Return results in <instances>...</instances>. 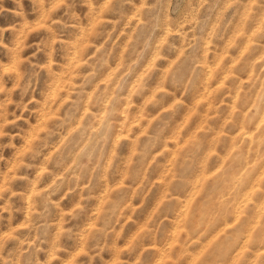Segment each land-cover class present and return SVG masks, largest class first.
Wrapping results in <instances>:
<instances>
[{
	"label": "rangeland",
	"instance_id": "obj_1",
	"mask_svg": "<svg viewBox=\"0 0 264 264\" xmlns=\"http://www.w3.org/2000/svg\"><path fill=\"white\" fill-rule=\"evenodd\" d=\"M263 48L264 0H0V264H264Z\"/></svg>",
	"mask_w": 264,
	"mask_h": 264
},
{
	"label": "bare ground",
	"instance_id": "obj_2",
	"mask_svg": "<svg viewBox=\"0 0 264 264\" xmlns=\"http://www.w3.org/2000/svg\"><path fill=\"white\" fill-rule=\"evenodd\" d=\"M262 1H263V0H262ZM90 8H91V7H90ZM92 10H93V9H92ZM93 17H94V16H93ZM96 17H97V16H96ZM91 18H92V17H91ZM92 19H93V18H92ZM100 19H101V18H100ZM253 20H254V19H253ZM91 21H92V20H91ZM101 21H102V19H101ZM108 21L110 22V20H108ZM133 22H134V21H133ZM142 23H143V22H142ZM92 25H93V24H92ZM143 26H144V25H143ZM82 28H83V27H82ZM88 29H89V28H88ZM92 29H94V28H92ZM91 31H92V30H91ZM94 31H95V30H94ZM88 32H89V31H87V33H88ZM92 33H93V32H91V34H92ZM83 34H86V33L84 32ZM90 37H91V36H90ZM87 38H88V37H87ZM246 38H247V37H246ZM246 38H245V39H246ZM85 39H86V38H85ZM245 39H244V40H245ZM82 40H84V39H82ZM86 40H89V39H86ZM244 40H243V41H244ZM80 41H81V40H80ZM89 41H90V40H89ZM251 41H252V40H251ZM247 42H248V41H247ZM79 43H80V42H79ZM82 46H83V44L81 45V47H82ZM157 46H158V45H157ZM157 46H156V47H157ZM261 46H262V45H261ZM77 47H78V46H77ZM81 47H80V48H81ZM154 47H155V46H154ZM244 47H245V46H244ZM246 47H247V46H246ZM80 48H79V50H80ZM95 48H96V47H95ZM207 48H208V47H207ZM76 49H78V48H76ZM97 49H98V48H97ZM178 49H179V48H178ZM261 49H262V47H261ZM94 50H95V49H94ZM263 51H264V48H263ZM72 52H73V51H72ZM79 52H80V51H78V53H79ZM81 52H82V50H81ZM221 52H222V51H221ZM75 54H76V53H75ZM77 56H78V55H77ZM71 57H72V56H71ZM71 57H70V58H71ZM75 58H76V57H75ZM75 58H74V59H75ZM79 58H82V54H81V56H80V54H79ZM125 60H126V59H125ZM132 60H133V59H132ZM225 60H226V59H225ZM79 61H80V60H79ZM202 61H203V60H202ZM203 63H204V65H206L205 68H207V64H205L204 61H203ZM211 63H212V62H211ZM118 64H119V63H118ZM120 64H121V63H120ZM181 64H182V63H181ZM217 64H218V62H217ZM251 65H252V64H251ZM211 69H212V67H211ZM112 70L114 71V69H112ZM179 70H180V69H179ZM209 70H210V68H209ZM238 70H239V68H238ZM67 71H68V70H67ZM69 71H70V70H69ZM211 71H212V70H211ZM234 71H235V70H234ZM107 74H108V71H107ZM244 74H245V73H244ZM111 75H113L112 72H111ZM206 77H207V76H206ZM234 78H235V76H234ZM61 80H62V79H61ZM109 80H110V78H109ZM238 80H239V79H238ZM107 81H108V80H107ZM107 81H106V82H107ZM169 81H170V80H169ZM65 82H66V81H65ZM65 82H63V83H65ZM57 83H58V82H57ZM63 83H62V84H63ZM159 83H160V82H159ZM215 83H216V82H215ZM111 84H112V83H111ZM204 84H205V83H204ZM240 84H241V83H240ZM240 84H239V85H240ZM56 85H57V84H56ZM156 85H157V84H156ZM58 86H59V85H58ZM102 86L104 87V85H102ZM241 86H242V85H241ZM241 86H240V87H241ZM60 87H61V85H60ZM63 87H64V85H63ZM63 87H62V88H63ZM69 87H70V86H69ZM103 87H102V88H103ZM203 87H204V86H203ZM53 88H55V87H53ZM66 88H68V87H66ZM58 89H59V88H58ZM63 89H64V88H63ZM72 89H73V87H72ZM49 92H50V91H49ZM162 92H163V91H162ZM166 92H167V91H166ZM166 92H165V93H166ZM53 93H54V92H53ZM57 93H58V92H57ZM59 93H60V92H59ZM67 93H68V92H67ZM159 93H160V92H159ZM163 93H164V92H163ZM108 94H109V92H108ZM108 94H107V95H108ZM259 94H261V93H259ZM259 94H258V96H259ZM200 95H201V94H200ZM200 95H199V96H200ZM237 95H238V94H237ZM263 95H264V93H263ZM263 95H262V96H263ZM64 96H65V95H64ZM204 96H205V95H204ZM260 96H261V95H260ZM260 96H259V97H260ZM107 97H108V96H107ZM127 97H128V96H127ZM105 98H106V96H105ZM105 98H104V99H105ZM158 98H159V97H158ZM108 99H110V98H108ZM126 99H127V98H126ZM159 99H161V98H159ZM172 99H173V98H172ZM198 99H199V98H198ZM50 100H51V98H50ZM107 101H108V100H107ZM147 101H148V100H147ZM56 102H57V101H56ZM63 102H64V101H63ZM87 102H88V101H87ZM252 102H253V100H252ZM256 102H257V101H256ZM259 102H260V101H259ZM88 103H89V102H88ZM102 103H103V102H102ZM88 105H89V104H87L86 107L89 108ZM105 105H106V104H105ZM124 105H125V104H123V106H124ZM254 105H255V103H254ZM46 106H47V105H46ZM248 106H249V105H248ZM249 107H250V106H249ZM253 107H254V106H253ZM92 108H93V107H92ZM247 108H248V107H247ZM247 108H245V109L248 110ZM82 109H83V107H82ZM93 109H94V108H93ZM97 109H98V108H97ZM100 109H101V108H100ZM122 109H123V108H122ZM259 109H260V108H259ZM259 109H258V111H259ZM51 110H52V109H51ZM85 110H86V109H85ZM255 110H256V109H255ZM44 111H45V110H44ZM83 111H84V110H83ZM85 112H86V111H85ZM93 112H94V111H93ZM105 112H106V111H105ZM242 112H243V110L241 111V113H242ZM244 112H245V111H244ZM46 113H47V112H45V114H46ZM48 113H49V112H48ZM48 113H47V114H48ZM87 113H88V112H87ZM87 113H86V115H87ZM94 113H95V112H94ZM99 113H100V112H99ZM122 113H123V112H122ZM122 113H121V114H122ZM246 113H247V112H246ZM251 113H252V112H251ZM47 114H46V115H47ZM83 114H84V113H83ZM92 114H93V113H92ZM242 114H243V113H242ZM244 114H245V113H244ZM249 114H250V113H249ZM40 115H41V114H40ZM43 115H44V113H43ZM43 115H42V117H43ZM48 115H49V114H48ZM86 115H85V116H86ZM247 115H248V114H247ZM250 115H251V114H250ZM85 116L83 115V117H85ZM87 116H88V115H87ZM96 116H97V115H96ZM125 116H126V114H125ZM125 116H124V119H125ZM240 116H241V115H240ZM252 116H254V115H252ZM40 117H41V116H40ZM42 117H41V118H42ZM90 117H91V116H90ZM93 117H95V116H93ZM99 117H101V114H100ZM249 117H250V116H249ZM43 118H44V117H43ZM47 118H49V117H47ZM101 118H102V117H101ZM241 118H242V117H241ZM241 118H240V119H241ZM253 118H254V117H253ZM253 118H252V120H253ZM242 119H244V117H243ZM242 119H241V121H242ZM250 119H251V117H250ZM94 120H96V117H95ZM97 120H98V119H97ZM262 120H264V103H263V105L261 106V109H260V111H259V113H258V116H257V119H256V121H255L256 125L258 126L259 123H260ZM124 121H125V120H124ZM134 121H135V120H134ZM136 121H137V119H136ZM238 121H239V120H238ZM243 121H244V120H243ZM243 121H242V122H243ZM93 122H95V121H93ZM122 122H123V120H122ZM126 122H127V120H126ZM242 122L240 123V121H239V123L241 124V126H242ZM96 123H97V122H96ZM237 123H238V122H237ZM99 124H101V122H100ZM122 124H123V123H122ZM129 124H130V123H129ZM127 125H128V124H127ZM127 125H126V126H127ZM243 125H244V122H243ZM68 126H69V125H68ZM128 126H129V125H128ZM238 126H239V124H238ZM238 126H237V127H238ZM245 126H246V125H245ZM118 127H119V126H118ZM235 127H236V125H235ZM133 128H134V126H133ZM178 128H179V127H178ZM241 128H242V127H241ZM259 128H261V127L259 126ZM121 129H122V128H121ZM123 129H124V128H123ZM235 129H238V128H235ZM239 129H240V128H239ZM262 129H263V127H262ZM262 129H261V130H262ZM258 130H259V129H258ZM67 131H68V130H67ZM234 131H235V130H234ZM230 132H231V131H230ZM237 132H238V131H237ZM237 132H236V134H237ZM261 133H262V132H261ZM119 134H120V133H119ZM230 134H231V133H230ZM257 134H258V133H257ZM259 135H261V134H259ZM129 136L132 137V134H130ZM185 136H186V135H185ZM233 136H234V133H233ZM238 136H240V137L243 138L244 140H249V141H251V140L253 141V139H254V138H253V135H251V132H249V131H247V130H243V129H241V130L239 131ZM238 136H237V137H238ZM117 137H118V135H117ZM173 137H174V136H173ZM173 137H172V138H173ZM223 137H224V136H223ZM223 137H222V138H223ZM237 137H236V138H237ZM255 137H256V136H255ZM257 137L259 138V136H257ZM125 138H126V137H125ZM228 138L231 139V137H228ZM70 139H71V138H70ZM174 139H175V138H174ZM234 139H235V136H234ZM256 139H257V138H256ZM262 139H263V137H262ZM262 139H261V140H262ZM176 140H177V139H176ZM232 140H233V138H232ZM263 140H264V139H263ZM90 141H91V139H90ZM129 141H130V140H129ZM233 141L235 142V140H233ZM239 141H240V140H239ZM177 142H179V141H177ZM237 143H238V142H237ZM248 143H249V142H248ZM165 144H166V143H165ZM167 144H168V143H167ZM230 144H233V143H231V140H230ZM235 144H236V143H234V146L236 147L237 144H236V145H235ZM242 144H243V143H242ZM261 144H262V143H261ZM263 144H264V143H263ZM173 145H174V143H173ZM173 145H172V146H173ZM256 145H257V144H256ZM259 145H260V144H259ZM172 146H171V147H172ZM175 146H177V145H175ZM112 147H113V145H112ZM241 147H242V145H241ZM246 147H247V146H246ZM251 147H252V145H251ZM256 147H257V146H256ZM252 149H253V147H252ZM261 149H262V147H261ZM175 150H176V149H175ZM243 150H244V149H243ZM249 150H250V148H249ZM249 150H248V151H249ZM245 151H247V149H246ZM245 151H243V152H245ZM172 152H173V151H172ZM239 153H240V152H239ZM239 153H238V154H239ZM254 153H256V152H254ZM258 153L261 154L262 152H258ZM172 154H173V153H172ZM251 154H253V153L251 152ZM260 154H259V155H260ZM263 154H264V153H263ZM242 155H243V154H242ZM234 156H235V155H234ZM246 156H247V155H246ZM249 156H250V155H249ZM256 156H257V155H256ZM261 156H262V155H261ZM77 157H78V156H77ZM240 158H241V157H238L237 160L239 159V161L241 162ZM244 158H245V156H244ZM250 158H251V157H249V158L247 157V159H249V160H250ZM254 158H255V157H254ZM234 159H235V157H234ZM256 159H257V158H256ZM261 159H262V158H261ZM261 159H260V160H261ZM237 160H234V161H237ZM243 160H244V159H243V157H242V161H243ZM251 160H252V159H251ZM231 161H233V160H231ZM231 161H230V162H231ZM262 161L264 162V159H263ZM262 161H260V162L262 163ZM258 162H259V160H258ZM238 163H239V162H237L236 164H238ZM242 163H243V162H242ZM248 163H249V162H248ZM251 163H252V162H251ZM236 164H235V165H236ZM239 164H240V163H239ZM245 164H246V163H245ZM257 164H258V163H257ZM257 164H255V165H257ZM227 165H228V164H227ZM230 165H233V164H230ZM261 165H262V164H261ZM252 166H253V165H252ZM252 166H251V168H252ZM245 167H246V166H245ZM263 167H264V166H263ZM254 168H255V167H254ZM256 168H257V167H256ZM227 169H228V168H227ZM231 169H232V168H231ZM239 169H240V168H239ZM250 170H252V169H250ZM231 171H233V170H231ZM224 172H225V170H224ZM239 172H240V171H239ZM262 172H263V170H262ZM232 173H233V172H232ZM234 173H235V170H234ZM256 173L259 174L258 171H257ZM224 174H225V173H224ZM230 174H231V173H230ZM253 174H254V173H253ZM253 174H252V175H253ZM261 174H262V173H261ZM233 175H234V174H233ZM255 175L257 176V174H255ZM200 176L202 177L203 175L201 174ZM261 176H262V175H261ZM261 176H260V177H261ZM201 177H200V178H201ZM258 177H259V175H258ZM258 177H254L253 181H254L256 178H258ZM198 178H199V177H198ZM234 178H235V177H234ZM236 178H239V176L236 177ZM244 179H245V178H244ZM200 180H201V179H200ZM260 180H261V179H260ZM195 181H197V180L195 179ZM236 181H237V180H236ZM251 181H252V179H251ZM256 181H257V179H256ZM219 182H220V181H219ZM234 182H235V180H234ZM242 182H244V180H243ZM235 183H236V182H235ZM235 183H234V184H235ZM263 183H264V182H263ZM251 184H252V183H251ZM253 184H254V182H253ZM247 185H248V184H247ZM247 185H246V186H247ZM254 185H255V184H254ZM257 185L259 186V182L256 184V187H258ZM248 186H249V185H248ZM248 186H247V189H249ZM252 186H253V185H252ZM260 187H261V186H260ZM33 188H35L34 191H33V192H35L36 187H33ZM229 188H230V187H229ZM235 188H236V187H235ZM263 188H264V187H263ZM263 188H262V189H263ZM240 189H242V187H241ZM240 189H239V192H240ZM247 189H246V190H247ZM252 189H254V188H252ZM231 190H232V189H231ZM231 190H230V191H231ZM250 190H251V187H250ZM263 190H264V189H263ZM31 191H32V188H31ZM105 191H106V190H105ZM222 191H223V190H222ZM222 191H221V192H222ZM241 191L244 193V192H245V187H244L243 190H241ZM36 192H37V191H36ZM233 192H234V191L232 190V193H233ZM235 192H237V189H235ZM252 192H253V191H252ZM30 193H31V192H30ZM223 194H224V193H223ZM234 194H235V193H234ZM241 194H242V193H241ZM241 194H240V197H242ZM245 194H246V196H247V193H246V192H245ZM29 195H30V194H29ZM29 195H28V196H29ZM218 195H219V194H218ZM221 195H222V194H221ZM224 195H225V194H224ZM250 195H251V192H250ZM262 195H264V194H262ZM28 196H27V197H28ZM236 196L238 197L239 195L237 194ZM244 196H245V195H244ZM258 196H259V195H258ZM222 197H223V196H222ZM240 197H239V198H240ZM248 197H250V196H248ZM255 198H256V197H255ZM240 199H241V198H240ZM253 199H254V198H253ZM253 199H252V200H253ZM263 199H264V198H263ZM218 200H219V199H218ZM238 200H239V199H238ZM246 200H248V199H246ZM250 200H251V199H250ZM255 200H257V199H255ZM260 200H262V199L260 198ZM186 201H188V199H187ZM223 201H224V200H223ZM183 202H184V201H183ZM219 202H220V201H219ZM221 202H222V201H221ZM226 202H227V201H226ZM241 203H243V202L241 201ZM250 203H251V202H250ZM234 204H235V203H234ZM234 204H233V205H234ZM243 204H244V203H243ZM256 204H257V203H256ZM258 204H259V203H258ZM260 204H261V203H260ZM260 204H259V205H260ZM26 205H28V203H26ZM100 206H101V205H100ZM234 206H235V205H234ZM129 207H130V206H129ZM240 207H241V206H240ZM233 208H234V207H233ZM236 208H237V205H236ZM242 208H243V207H242ZM242 208H241V209H242ZM254 208H255V207H254ZM259 208H260V206H259ZM186 209H187V208H186ZM255 209H256V208H255ZM255 209H254V210H255ZM184 210H185V209H184ZM184 210H183V211H184ZM228 210H229V209H228ZM234 210H235V208H234ZM237 210H238V209H237ZM242 210H243V209H242ZM183 211H182V212H183ZM238 211H239V210H238ZM184 212H185V211H184ZM236 212H237V211H236ZM28 213H29V212H28ZM226 213H227V212H226ZM255 213H256V212H255ZM259 213H260V212H259ZM223 214H224V213H223ZM230 214H231V213H230ZM224 215H225V214H224ZM232 215H233V214H232ZM179 216H180V215H179ZM181 216H182V215H181ZM234 216H235V215H234ZM239 216H240V214H239ZM177 217H178V216H177ZM177 217H176V218H177ZM224 217H225V216H224ZM228 218H229V216H228ZM245 218H246V217H245ZM230 219L233 220L234 217H233V219H232V217H231ZM239 220H240V221H243L241 218H240ZM93 221H94V220H93ZM228 221H229V220H228ZM233 221H234V220H233ZM233 221H229V222H233ZM240 221H239V222H240ZM253 222H254V221H253ZM221 223H223V222H221ZM229 224H230V223H229ZM240 224H241V223H240ZM241 225H242V224H241ZM243 225H244V224H243ZM178 226H179V225H178ZM245 226H246V225H245ZM176 227H177V225H176ZM182 227H183V226H182ZM227 227H228V226H227ZM236 227L239 229L238 222H237V226H236ZM240 227H241V226H240ZM246 227H247V226H246ZM229 228H230V225H229ZM229 228H228V229H229ZM249 228H250V227H249ZM262 228H263V227H262ZM173 229H174V228H173ZM235 229H236V228H235ZM83 230H84V229H83ZM263 230H264V228H263ZM173 231H175V229H174ZM192 231H193V230H192ZM246 231H247V230H246ZM246 231H245V232H246ZM243 232H244V231H243ZM256 232H257V231H256ZM189 233H190V232H189ZM237 233H238V232H237ZM246 233H247V232H246ZM248 233H249V232H248ZM258 233H259V232H258ZM81 234H82V233H81ZM178 234H179V233H178ZM227 234H228V233H227ZM238 234H239V233H238ZM251 234H252V233H251ZM256 234H257V233H256ZM256 234H255V235H256ZM257 235H258V234H257ZM80 236H81V235H80ZM245 236H246V235H245ZM247 236H248V234H247ZM183 237H184V236H183ZM224 237H226V236H224ZM248 237H249V236H248ZM248 237H247V238H248ZM243 238H244V237H243ZM243 238H242V239H243ZM256 238H257V237H256ZM79 239H80V238H79ZM85 239H86V238H85ZM171 240H172V239H171ZM175 242H176V239H175ZM195 242H196V241H195ZM81 243H82V242H81ZM170 243H171V242H170ZM261 243H262V241H261ZM252 244H253V243H252ZM256 245H257V244H256ZM261 245H264V242H263V244H259V246H261ZM252 249H253V248H252ZM262 249H263V247H262ZM253 250H254V249H253ZM193 252H194V251H193ZM233 252H234V251H233ZM252 254H253V253H252ZM257 255H259V254L257 253ZM192 256H193V255H192ZM190 259H191V257H190ZM263 259H264V258H263ZM203 263H204V262H203Z\"/></svg>",
	"mask_w": 264,
	"mask_h": 264
}]
</instances>
